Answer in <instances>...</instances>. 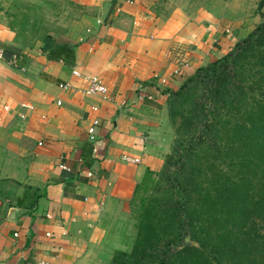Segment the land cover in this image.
I'll return each instance as SVG.
<instances>
[{
	"label": "crops",
	"instance_id": "1",
	"mask_svg": "<svg viewBox=\"0 0 264 264\" xmlns=\"http://www.w3.org/2000/svg\"><path fill=\"white\" fill-rule=\"evenodd\" d=\"M86 3L93 10L91 28L74 44L67 65L24 47L0 9L3 58L17 53L24 67L0 60V99L12 108L8 113H22L16 105L22 100L34 109L23 113L28 117L20 131L0 135V264H109L107 219L167 153L168 92L224 55L264 14V0ZM72 68L100 78L108 98L84 95L85 81L71 75ZM65 82L70 87L62 89ZM139 90L150 98L137 101ZM92 116L99 120L96 150L81 155L85 143L91 146L86 126Z\"/></svg>",
	"mask_w": 264,
	"mask_h": 264
},
{
	"label": "trees",
	"instance_id": "2",
	"mask_svg": "<svg viewBox=\"0 0 264 264\" xmlns=\"http://www.w3.org/2000/svg\"><path fill=\"white\" fill-rule=\"evenodd\" d=\"M44 43L48 60L72 64V48ZM165 104L180 120L177 139L157 177L145 171L154 190L140 204L132 248L109 264H264V21Z\"/></svg>",
	"mask_w": 264,
	"mask_h": 264
},
{
	"label": "rangeland",
	"instance_id": "3",
	"mask_svg": "<svg viewBox=\"0 0 264 264\" xmlns=\"http://www.w3.org/2000/svg\"><path fill=\"white\" fill-rule=\"evenodd\" d=\"M86 2L87 0H0V9L10 23L9 25L17 31V37L21 40L23 46L34 51L39 48L40 55L43 56L41 47L47 37L53 45H63L69 48H73L74 44L83 40V32L88 33L87 31L91 28L90 23L94 17L92 8ZM255 19L258 21L257 25L264 21V14ZM252 74H254V68L251 71H244V75ZM10 78L15 79L14 77ZM237 79V77H234V80ZM2 102L0 99V108ZM16 105L23 110L22 113L26 112V114L29 111L27 106H32L31 103L24 100L17 102ZM55 106L61 108L62 102L60 106L56 104ZM165 110L166 128L168 130L166 137L167 153L163 155L158 170H150L152 174L149 175V179L157 177L155 173L162 167L165 156L172 152L177 139L175 127L180 120L175 123L172 122L168 117L166 104ZM0 115V135L2 136L13 135V132L20 131L22 129L21 123L28 117L22 119L18 115L2 113L1 111ZM145 171L136 184L130 201L123 203L122 208L115 211L107 219L106 240L110 242V247L113 250L112 255L115 251L129 252L132 248L141 211L140 204L154 190L153 183L145 178ZM143 178H145L144 184L142 183ZM184 242H188V238H184Z\"/></svg>",
	"mask_w": 264,
	"mask_h": 264
},
{
	"label": "built area",
	"instance_id": "4",
	"mask_svg": "<svg viewBox=\"0 0 264 264\" xmlns=\"http://www.w3.org/2000/svg\"><path fill=\"white\" fill-rule=\"evenodd\" d=\"M128 2H130V0H128ZM95 24H97V25L101 24V22H100V20L98 18L95 19ZM3 57H4L3 48L0 46V60H4L5 63H7L9 66H11L13 68H16V69H18L20 71H24V67L17 65V61L19 59L17 53H11L7 59H4ZM182 66L186 67L187 63L183 62ZM178 70H179V66L175 67L171 71V74H177ZM70 73H71V75L76 76V77H78V78H80V79L85 81V87L82 89V92L87 97L99 96L101 98H108L109 94L107 92V88H106L105 84L101 81V79L98 78L97 76H95V75H84V74L80 73L75 68H72ZM162 82H163V80H162ZM59 86L62 89H66V88L70 87V85L67 82L61 83V84H59ZM73 88H75V87H73ZM144 98H150V96L149 95H145L144 92L139 90L137 92V94H136V100L140 101V100H142ZM55 104L56 105H60L61 104L60 100L57 99L55 101ZM27 108L29 110H31L32 106H27ZM11 109L12 108L10 107V105H8L7 103H3L1 105L0 111L2 113L3 112L4 113H8V112L11 111ZM90 110L92 112H95L97 110V106L94 105V104H91L90 105ZM18 116L20 118H22V119L24 118V114L23 113H18ZM0 123H1V115H0ZM98 124H99L98 118L96 116H92L90 118L87 126H86V133L88 135L89 141H91L90 143H91V151L92 152L96 150V147H95V144H94V135H95V130H96ZM37 144L40 145L41 143L37 142ZM122 158L127 160V161H133V159H131L129 157H122ZM58 167L60 169H62V170L67 171V172L71 171V167H69L68 165H66L64 163L58 164ZM87 176H90L89 172L87 173ZM25 264H53V263L39 260V261H34V262H26Z\"/></svg>",
	"mask_w": 264,
	"mask_h": 264
}]
</instances>
